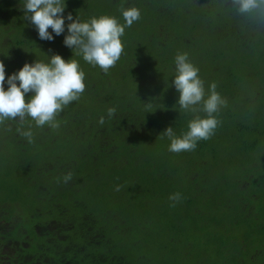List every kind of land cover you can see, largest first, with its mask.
Listing matches in <instances>:
<instances>
[{
	"label": "trees",
	"instance_id": "16d2710c",
	"mask_svg": "<svg viewBox=\"0 0 264 264\" xmlns=\"http://www.w3.org/2000/svg\"><path fill=\"white\" fill-rule=\"evenodd\" d=\"M262 99L264 0H0V264H264Z\"/></svg>",
	"mask_w": 264,
	"mask_h": 264
},
{
	"label": "rangeland",
	"instance_id": "374dc122",
	"mask_svg": "<svg viewBox=\"0 0 264 264\" xmlns=\"http://www.w3.org/2000/svg\"><path fill=\"white\" fill-rule=\"evenodd\" d=\"M264 99L261 100V103H263ZM14 144L11 140H6L5 142L2 141L0 143V162H1V167H0V172L4 173H11L14 172V170L17 172L21 171L19 170L18 166L15 167V157H14V150H13ZM38 149L36 150H31V154L35 155V152H37ZM21 169V168H20ZM25 169L30 170V166L27 164ZM232 186V185H231ZM7 190H1V193L6 192ZM21 202L24 203V199H21ZM199 247L204 249L203 247L208 246L213 250H216L218 246V241L217 239L213 237H209V239L200 242L198 244Z\"/></svg>",
	"mask_w": 264,
	"mask_h": 264
}]
</instances>
